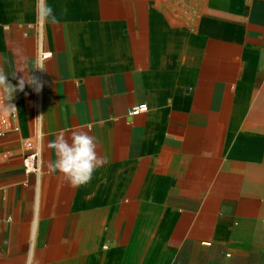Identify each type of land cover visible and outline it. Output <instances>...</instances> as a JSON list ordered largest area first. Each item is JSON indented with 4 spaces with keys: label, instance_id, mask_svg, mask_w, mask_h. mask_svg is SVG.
I'll use <instances>...</instances> for the list:
<instances>
[{
    "label": "crops",
    "instance_id": "0c3cea01",
    "mask_svg": "<svg viewBox=\"0 0 264 264\" xmlns=\"http://www.w3.org/2000/svg\"><path fill=\"white\" fill-rule=\"evenodd\" d=\"M46 2L0 0V68L43 82L0 89V264H264V0ZM79 129L107 163L72 187Z\"/></svg>",
    "mask_w": 264,
    "mask_h": 264
},
{
    "label": "clouds",
    "instance_id": "9594fccd",
    "mask_svg": "<svg viewBox=\"0 0 264 264\" xmlns=\"http://www.w3.org/2000/svg\"><path fill=\"white\" fill-rule=\"evenodd\" d=\"M36 14L39 21L58 23L53 8L47 4L46 0H37ZM33 69H38L41 72L47 70L40 63H37ZM17 72H21L23 75L18 78L16 84H13L9 81V76L5 71L0 68V89L3 90L6 101L4 107L13 113L17 109V106L12 102L14 96L18 91H24L26 84L32 87L36 93L41 92L43 88V82L31 71L26 70L23 65L17 67L13 78H17ZM50 147L55 149L57 155L55 168L65 176L72 187L89 183L94 172L107 163L106 159L97 153V138L83 129L72 131L70 138H66L64 133L58 134ZM30 264H33V261H30Z\"/></svg>",
    "mask_w": 264,
    "mask_h": 264
},
{
    "label": "built area",
    "instance_id": "2783aa9c",
    "mask_svg": "<svg viewBox=\"0 0 264 264\" xmlns=\"http://www.w3.org/2000/svg\"><path fill=\"white\" fill-rule=\"evenodd\" d=\"M147 110H148V104L143 102V103L133 105L129 110V114L133 116V115L146 112ZM1 135H2V132H0V136ZM24 165H25L26 171L39 173L40 165L38 161L37 152L33 151V152L28 153L24 158Z\"/></svg>",
    "mask_w": 264,
    "mask_h": 264
}]
</instances>
